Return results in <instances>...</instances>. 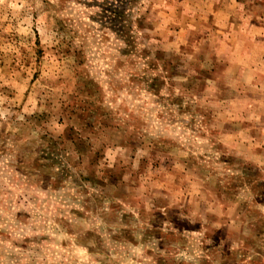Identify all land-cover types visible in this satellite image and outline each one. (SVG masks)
Masks as SVG:
<instances>
[{"label": "rangeland", "instance_id": "obj_1", "mask_svg": "<svg viewBox=\"0 0 264 264\" xmlns=\"http://www.w3.org/2000/svg\"><path fill=\"white\" fill-rule=\"evenodd\" d=\"M0 264H264V0H0Z\"/></svg>", "mask_w": 264, "mask_h": 264}]
</instances>
